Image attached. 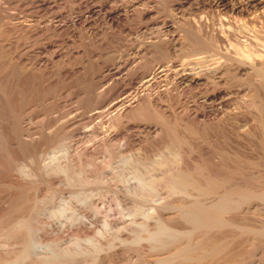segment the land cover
Segmentation results:
<instances>
[{
	"label": "rangeland",
	"instance_id": "1",
	"mask_svg": "<svg viewBox=\"0 0 264 264\" xmlns=\"http://www.w3.org/2000/svg\"><path fill=\"white\" fill-rule=\"evenodd\" d=\"M263 109L264 0H0V263L264 264Z\"/></svg>",
	"mask_w": 264,
	"mask_h": 264
},
{
	"label": "bare ground",
	"instance_id": "2",
	"mask_svg": "<svg viewBox=\"0 0 264 264\" xmlns=\"http://www.w3.org/2000/svg\"><path fill=\"white\" fill-rule=\"evenodd\" d=\"M251 56V55H250ZM248 57H249V55H248ZM161 67L162 66H159V67H157L158 68V71H161V70H163V69H161ZM156 70V69H155ZM156 73V72H155ZM152 78V77H151ZM143 80V79H142ZM146 87V86H145ZM141 97V96H140ZM144 102V101H143ZM116 104V103H115ZM130 104V103H129ZM145 104V103H144ZM114 105V104H113ZM143 105V104H142ZM145 106V105H144ZM143 110V109H142ZM262 110V109H261ZM264 110V109H263ZM264 113V112H263ZM264 126V125H263ZM176 136V135H175ZM179 137V136H178ZM186 176V175H185ZM182 176H180V177H176V178H174L173 177V179H171L172 181H171V183L169 184V183H166V184H169V185H171L170 186V188L171 189H176V188H180L182 185H188V184H190L189 182V177H187V178H181ZM172 178V177H171ZM195 180V179H194ZM168 181V180H167ZM169 181H170V179H169ZM195 182V181H194ZM192 184H193V182H191ZM198 184V183H197ZM192 186V185H191ZM199 186V185H198ZM196 187V186H195ZM198 188V187H197ZM206 189V188H205ZM229 191V190H228ZM239 191H241V190H239ZM231 192V191H230ZM227 194V193H226ZM244 194V193H243ZM227 196V195H226ZM234 196V195H233ZM240 196V195H239ZM244 196V195H243ZM246 196V195H245ZM242 197V196H241ZM240 197V198H241ZM243 198V197H242ZM220 199H222V198H220ZM226 199V198H225ZM224 199V200H225ZM224 200H223V203H224ZM227 200V199H226ZM233 200V199H232ZM228 201V200H227ZM220 202V201H219ZM226 203V202H225ZM219 205H222V203H220ZM207 207V206H206ZM217 207V206H216ZM193 208V207H192ZM225 208H226V206H225ZM224 208V209H225ZM204 210V209H203ZM223 210V209H222ZM195 211V210H194ZM205 211H206V209H205ZM205 211H204V213H205ZM209 211V210H208ZM213 211V210H212ZM218 210L216 209V212H217ZM219 211H221V206H220V210ZM214 212H215V210H214ZM224 212V211H223ZM192 213H193V211H192ZM197 214H198V211H197ZM197 214H192V218L194 217L195 219H199V217H195L194 215H196L197 216ZM208 214H210V216L211 215H213V214H215V213H209L208 212ZM221 214V213H220ZM219 214V215H220ZM190 215V214H189ZM200 215V214H199ZM201 216V215H200ZM214 216V215H213ZM190 217V216H189ZM207 217H209V215H206V217L205 218H207ZM212 217V216H211ZM216 217V216H215ZM208 219H210V218H208ZM207 220V219H206ZM205 220V223L207 222ZM21 221H23V220H21ZM210 221H212V219L210 220ZM204 222V221H203ZM213 222H214V220H213ZM224 222V221H223ZM21 223H23V224H21ZM19 226H24V222H19ZM213 224V223H212ZM220 224V223H219ZM18 226V227H19ZM225 227V226H224ZM16 228V227H15ZM203 228H205V227H203ZM196 229H198L197 227H196ZM10 230H14V229H10ZM164 232L165 231V226L163 225V224H161V228H159V230H158V232ZM10 232V231H9ZM146 232V234H143V233H140L139 235H137L136 236V239L137 240H142L143 238H146V237H154V235H156V233L155 232H151V233H149V232H147V231H145ZM12 233V232H11ZM175 237V234H170V235H168L165 239H161V240H159V239H156L154 242H157V243H160V242H165V240L166 241H169V240H171V239H173ZM156 245H158V244H156ZM163 245V244H162ZM192 248V247H191ZM213 251V250H212ZM65 253H66V251H65ZM64 253V254H65ZM85 252H83V251H77L75 254H73V255H69V254H66V255H69L68 257H69V261L68 262H66V263H59L58 262V260L59 259H52V260H48V261H45L44 262V264H70L69 262L70 261H73V260H75L79 255H83ZM20 254V253H19ZM31 253H30V251H27V252H24L23 254L21 253V255L19 256V255H17L18 256V258L17 259H15V260H13V261H4V263L3 264H17L19 261H22L24 258H26V257H28L29 255H30ZM64 256V255H63ZM57 257V256H56ZM2 261V260H1ZM3 262V261H2ZM194 263V262H193ZM226 263V262H225ZM0 264H2V263H0ZM162 264V263H161ZM165 264V263H164ZM169 264V263H168Z\"/></svg>",
	"mask_w": 264,
	"mask_h": 264
}]
</instances>
